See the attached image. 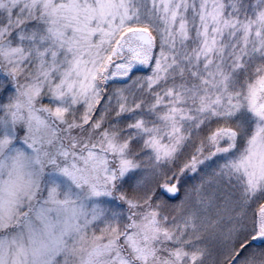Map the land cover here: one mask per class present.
Wrapping results in <instances>:
<instances>
[{"label":"snow or ice","instance_id":"obj_1","mask_svg":"<svg viewBox=\"0 0 264 264\" xmlns=\"http://www.w3.org/2000/svg\"><path fill=\"white\" fill-rule=\"evenodd\" d=\"M0 264H264V0H0Z\"/></svg>","mask_w":264,"mask_h":264}]
</instances>
